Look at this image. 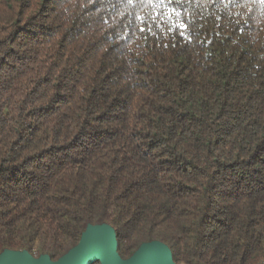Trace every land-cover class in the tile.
<instances>
[{
    "label": "trees",
    "instance_id": "1",
    "mask_svg": "<svg viewBox=\"0 0 264 264\" xmlns=\"http://www.w3.org/2000/svg\"><path fill=\"white\" fill-rule=\"evenodd\" d=\"M103 223L264 264V0H0V253Z\"/></svg>",
    "mask_w": 264,
    "mask_h": 264
},
{
    "label": "water",
    "instance_id": "2",
    "mask_svg": "<svg viewBox=\"0 0 264 264\" xmlns=\"http://www.w3.org/2000/svg\"><path fill=\"white\" fill-rule=\"evenodd\" d=\"M117 246L114 227L88 224L78 244L57 260L48 254L36 256L28 250L5 249L0 253V264H179L170 247L160 240L142 243L126 259L120 256Z\"/></svg>",
    "mask_w": 264,
    "mask_h": 264
},
{
    "label": "snow or ice",
    "instance_id": "3",
    "mask_svg": "<svg viewBox=\"0 0 264 264\" xmlns=\"http://www.w3.org/2000/svg\"><path fill=\"white\" fill-rule=\"evenodd\" d=\"M183 27V25H181Z\"/></svg>",
    "mask_w": 264,
    "mask_h": 264
}]
</instances>
